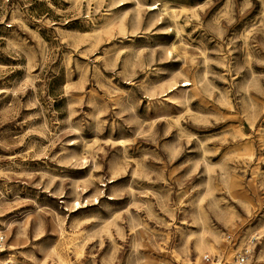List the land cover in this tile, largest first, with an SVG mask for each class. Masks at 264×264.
<instances>
[{"label":"rangeland","instance_id":"374dc122","mask_svg":"<svg viewBox=\"0 0 264 264\" xmlns=\"http://www.w3.org/2000/svg\"><path fill=\"white\" fill-rule=\"evenodd\" d=\"M0 238V264L253 238L264 264V0H0Z\"/></svg>","mask_w":264,"mask_h":264},{"label":"built area","instance_id":"2783aa9c","mask_svg":"<svg viewBox=\"0 0 264 264\" xmlns=\"http://www.w3.org/2000/svg\"><path fill=\"white\" fill-rule=\"evenodd\" d=\"M253 241H254V238L249 239L241 247L235 248L233 255L229 259L216 258L215 264H248ZM225 242L227 243V245H234L235 239L231 234H227L225 237ZM205 259L209 261L212 260V258L208 256H206Z\"/></svg>","mask_w":264,"mask_h":264},{"label":"bare ground","instance_id":"6f19581e","mask_svg":"<svg viewBox=\"0 0 264 264\" xmlns=\"http://www.w3.org/2000/svg\"><path fill=\"white\" fill-rule=\"evenodd\" d=\"M184 84H185V83H184ZM185 85H186V84H185ZM210 251H215V249L213 248V246H211Z\"/></svg>","mask_w":264,"mask_h":264}]
</instances>
